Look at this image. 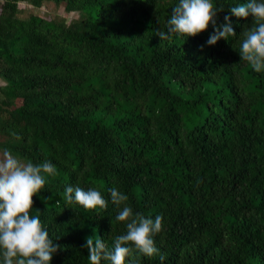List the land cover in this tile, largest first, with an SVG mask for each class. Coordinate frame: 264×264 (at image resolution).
<instances>
[{"label":"trees","instance_id":"trees-1","mask_svg":"<svg viewBox=\"0 0 264 264\" xmlns=\"http://www.w3.org/2000/svg\"><path fill=\"white\" fill-rule=\"evenodd\" d=\"M46 3L77 16L40 17ZM178 3L0 0V154L56 166L30 209L61 246L49 264H89L85 233L109 249L126 234L113 187L134 214L163 217L165 260L125 264H264V71L239 54L256 21L229 11L247 0H212L235 37L207 45L210 24L160 40ZM68 186L107 208L69 204Z\"/></svg>","mask_w":264,"mask_h":264},{"label":"clouds","instance_id":"clouds-1","mask_svg":"<svg viewBox=\"0 0 264 264\" xmlns=\"http://www.w3.org/2000/svg\"><path fill=\"white\" fill-rule=\"evenodd\" d=\"M223 8L214 7L212 0H179L172 8L166 23V31H158L160 40H170L173 34L195 37L205 31L211 24L213 33L207 40L212 46L220 39L228 40L236 33L231 26L229 16L224 17L223 24H217V14ZM237 18H254L256 27L245 32L240 46V59L260 73L264 71V0H247V3L229 9ZM203 48V46H201ZM19 141L21 137L13 133ZM56 166L49 160L40 164L31 161L21 162L8 149L0 159V250L2 264H49L53 255L61 246L49 238L42 226L39 216H31L33 196L46 184L45 175L55 176ZM111 203L119 210L116 221L126 222V234L115 237L111 249L97 236L86 238L82 247L88 250L89 264H125L126 257H132L134 251L139 255L153 257L159 255L161 262L165 256L160 254L154 237L162 231L161 215L154 219L145 217L133 210L125 202L128 196L113 187L108 190ZM65 199L69 204L76 203L85 209L104 210L108 206L100 191L95 188L84 190L77 186L65 188ZM121 205L123 207L121 208ZM138 264V259L131 262Z\"/></svg>","mask_w":264,"mask_h":264},{"label":"rangeland","instance_id":"rangeland-1","mask_svg":"<svg viewBox=\"0 0 264 264\" xmlns=\"http://www.w3.org/2000/svg\"><path fill=\"white\" fill-rule=\"evenodd\" d=\"M19 6L23 7L24 4H19ZM37 15H39L40 17L46 18V19H49V18H52V17H55V16L63 17V18H65L66 22H68L71 19L76 18V16H77L74 13L64 14L61 6L57 7V6H54L51 3L44 4V6L38 10ZM2 84L3 83L0 80V86ZM0 159H2V154H0ZM20 161L23 162L22 160H20ZM86 236H87V234L85 233L84 234L85 242H86V238H87Z\"/></svg>","mask_w":264,"mask_h":264}]
</instances>
